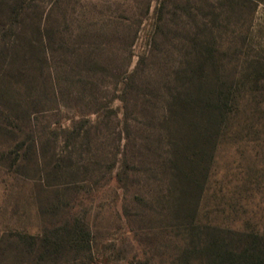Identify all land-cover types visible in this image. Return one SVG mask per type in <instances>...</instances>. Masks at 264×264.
I'll return each instance as SVG.
<instances>
[{"label": "rangeland", "instance_id": "374dc122", "mask_svg": "<svg viewBox=\"0 0 264 264\" xmlns=\"http://www.w3.org/2000/svg\"><path fill=\"white\" fill-rule=\"evenodd\" d=\"M4 1L0 0V264H70L76 257L72 253L33 257L26 242L16 238L42 235L65 220L88 227L92 249L84 254L97 264H169L171 255L180 254L176 244L183 223L192 218L200 224L264 232V71L259 72L263 80L257 86L246 73L239 83L242 91H253V98L244 102L246 113L240 108L219 138L196 213V199L184 184L172 182L168 173H155L153 178L150 162L164 155L169 123L161 116L162 89L139 85L149 80L161 84L193 33L232 42L241 55L264 58V1L252 15L248 6L235 14L236 6L231 10L228 0H23L22 5ZM160 2L169 5L158 21L154 9ZM163 20L167 26L159 28ZM76 25H88L92 35L78 36L72 32ZM136 25L129 70L143 57V75L137 97L127 91L125 111L119 93L104 87L111 69L81 61L79 48L94 58L105 50L110 67L116 68L126 32ZM43 27L54 30L37 49L38 29ZM87 42L91 46L83 48ZM101 95L107 100H101L103 118L97 122L95 113L84 115V105L91 111ZM84 116L90 121L89 133H69L72 119Z\"/></svg>", "mask_w": 264, "mask_h": 264}, {"label": "trees", "instance_id": "16d2710c", "mask_svg": "<svg viewBox=\"0 0 264 264\" xmlns=\"http://www.w3.org/2000/svg\"><path fill=\"white\" fill-rule=\"evenodd\" d=\"M22 1L17 0L19 5H22ZM228 1L231 10H234L236 6L235 14L240 15L243 7L248 6L252 15L255 6L264 0ZM4 3L11 5V0H5ZM173 4L177 5L175 2ZM167 5L169 4L167 3ZM167 5L165 2H160L155 7L154 14L159 15L158 21L162 20ZM14 9L16 10V8ZM149 9L150 1L146 3V14ZM216 15L220 17L222 11L216 12ZM161 23L158 25L159 28L167 26L165 20ZM138 25H136V29L126 32L128 38L123 39L124 48L119 50L117 55L119 66L116 68L110 67L113 63H111V58L106 56L105 50H99L100 52L94 55L97 57L94 58L84 55L82 48H79L81 61L96 63V66L99 65L104 70L107 67L111 69L108 68L107 70L110 72L105 74L109 82L104 87L110 86L114 93L115 91L119 93L117 97L123 103L125 111L128 106L127 91L137 97L138 93H135V89L138 86L139 78L143 75L140 68L144 61L143 57L137 60L132 70H129L132 57L131 47L137 37ZM204 25L208 26L209 30L213 29V26H209L207 23ZM102 26L99 25V27L105 28ZM43 28L42 30L38 29L40 39L36 46L37 49L44 44L43 41L46 40L48 33L52 29L54 30L53 27H49V30L46 27ZM12 29L15 31V26H12ZM73 31H77L80 37H87L91 34L88 25H76ZM55 33L58 31L56 30ZM99 34L104 35V29H101ZM91 44V42H87V47L86 43L82 47L89 48ZM187 45L184 51L180 50L177 63L162 76L161 84L158 81L151 83L149 80L140 82L139 85L142 87L151 86L155 90L162 89L164 102L161 116L162 120L169 123L166 131L167 136L163 141L164 155L162 154L158 160L151 159L150 162V165L153 166V178H156L157 174L168 173L172 182L175 180L184 184L186 193L191 192L196 199L195 205L192 207L193 212L196 213L198 199L202 195L209 169L212 166L219 138L225 133L229 122L238 116L240 108H243L241 111L246 113L244 102L253 98V91L243 90V92L239 83L246 73L253 76L252 81L257 86L263 80L260 78L259 72L264 71V58L245 52L241 55L232 42H217L215 39L211 41L206 36L197 33L192 34ZM230 51H234L235 54L231 53L229 56ZM234 66L238 69L237 71L234 70ZM133 89L134 91L131 92ZM98 99L96 98L97 106L91 110L93 112L89 111L88 104L84 105V109L88 110V113L86 112L84 115L95 113L97 120L99 119L97 122H100L103 118L100 110L103 105L101 100L107 99L104 95ZM92 101L89 102L92 103ZM256 104L260 109L261 104L258 102ZM134 105L137 104L134 103ZM85 117L88 116L80 117L79 120L73 118L67 131L71 134H88L90 126H87V122L90 121ZM125 131L128 132V128ZM148 137L150 136L148 135ZM146 150L151 151L150 148ZM123 163L124 166L128 165L126 158ZM115 180H120L119 175ZM193 219L182 222V232L179 235L180 244H176L180 254L176 258L171 255L169 264L174 263L172 260H177L180 264H264V232L200 224ZM16 238L20 243L26 242L28 254L33 257L37 254L43 257H52L66 251L76 256L70 264H97L84 254L90 255L91 253L90 232L85 224H81L77 220H65L49 230L46 229L42 235H25Z\"/></svg>", "mask_w": 264, "mask_h": 264}]
</instances>
